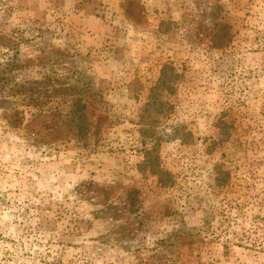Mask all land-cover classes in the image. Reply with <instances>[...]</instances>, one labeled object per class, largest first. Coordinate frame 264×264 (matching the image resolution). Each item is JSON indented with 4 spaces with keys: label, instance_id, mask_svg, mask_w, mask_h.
<instances>
[{
    "label": "rangeland",
    "instance_id": "obj_1",
    "mask_svg": "<svg viewBox=\"0 0 264 264\" xmlns=\"http://www.w3.org/2000/svg\"><path fill=\"white\" fill-rule=\"evenodd\" d=\"M0 264H264V0H0Z\"/></svg>",
    "mask_w": 264,
    "mask_h": 264
},
{
    "label": "trees",
    "instance_id": "obj_2",
    "mask_svg": "<svg viewBox=\"0 0 264 264\" xmlns=\"http://www.w3.org/2000/svg\"><path fill=\"white\" fill-rule=\"evenodd\" d=\"M84 108H85V106H84ZM75 112V111H74ZM77 129L79 130V132L80 133H88L89 132V127H81V126H79V127H77Z\"/></svg>",
    "mask_w": 264,
    "mask_h": 264
}]
</instances>
